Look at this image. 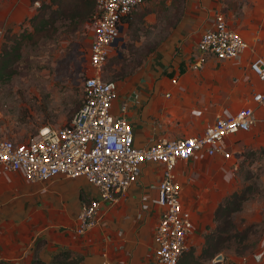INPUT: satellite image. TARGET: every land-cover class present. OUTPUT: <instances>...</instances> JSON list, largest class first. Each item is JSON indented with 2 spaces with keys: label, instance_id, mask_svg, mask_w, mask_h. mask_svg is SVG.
Masks as SVG:
<instances>
[{
  "label": "crops",
  "instance_id": "obj_1",
  "mask_svg": "<svg viewBox=\"0 0 264 264\" xmlns=\"http://www.w3.org/2000/svg\"><path fill=\"white\" fill-rule=\"evenodd\" d=\"M33 3L0 0V39L6 28L32 15ZM172 3L165 0V6L152 7L149 13L144 2L127 18L143 23L142 27L148 24L152 36L159 38L143 64L116 81L111 112L129 121L133 144L147 147L159 139L199 136L218 117L242 108L252 109L257 120L249 131L227 135L223 152L199 151L176 162L181 203L192 223L187 249L194 247L198 254L203 233L214 225L216 208L237 191L235 170L247 152L264 149V111L253 101L254 93H264V81L249 67L252 60L264 59V0H182L177 14ZM218 13L247 44L234 59L219 60L198 48L200 36L213 28ZM121 27L123 32L124 22ZM137 33L142 44L145 29ZM162 176L161 163L144 162L136 182L115 201L100 206L98 224L78 234L77 216L83 204L97 196L85 178L56 176L30 182L21 171L0 166V262L158 264L153 236L163 211L156 202ZM257 252L254 264L259 261ZM220 256L213 261L228 264L230 258Z\"/></svg>",
  "mask_w": 264,
  "mask_h": 264
},
{
  "label": "built area",
  "instance_id": "obj_2",
  "mask_svg": "<svg viewBox=\"0 0 264 264\" xmlns=\"http://www.w3.org/2000/svg\"><path fill=\"white\" fill-rule=\"evenodd\" d=\"M147 0H94L93 37L88 47V64L94 74L83 82L81 106L63 126L44 125L24 142L0 138V166L6 171H21L30 182H42L56 176L83 177L97 191L84 203L78 216L76 232L83 234L99 222L98 211L104 202L115 201L136 182L144 162L163 165L162 179L157 183V204L163 207L153 243L158 264H178L187 250L191 230L190 213L183 209L180 185L174 167L196 152L209 155L223 152V141L229 134L249 131L256 123L250 108H242L228 117H218L202 135L177 140L159 139L147 147L133 144V130L128 120L115 116L111 105L117 83L104 81L102 69L113 43L120 35L121 19ZM34 5H40L35 0ZM247 47L242 36L229 28L218 13L212 29L199 38L198 48L204 55L219 60L234 59ZM250 70L264 81V59L256 58ZM253 101L264 111V93H254ZM264 254V248L258 259ZM102 264H108L103 262Z\"/></svg>",
  "mask_w": 264,
  "mask_h": 264
},
{
  "label": "rangeland",
  "instance_id": "obj_3",
  "mask_svg": "<svg viewBox=\"0 0 264 264\" xmlns=\"http://www.w3.org/2000/svg\"><path fill=\"white\" fill-rule=\"evenodd\" d=\"M163 1L147 0L145 12H153L149 10L152 7H163ZM42 3H50V0H40V5H34L35 10L28 19L6 28L0 39V58L5 51L11 50L13 54L9 53L7 58H14L0 71V138L24 142L44 125L68 124L82 104L85 78L94 74L88 64L93 24L87 18L74 27L70 19L58 18L55 12L58 11L59 0L45 9V17L55 20L53 26L48 27V34L26 37L34 29L33 16L43 10ZM142 25L136 21L125 22L121 43L126 49L110 51L101 73L104 81L122 80L125 73L135 71L143 64L159 38L152 36L148 24ZM143 29L145 41L139 44L137 31ZM118 53L123 55L122 62ZM235 173L237 192L245 191L248 195L241 211L233 214L235 230L240 232L253 225L256 233L245 245H239L236 240L224 242L223 253L230 258L228 264H240L239 260L243 258V264H254L252 256L260 243L257 255L264 248V152L261 149L247 152ZM252 243L256 245H248ZM256 264H264V254Z\"/></svg>",
  "mask_w": 264,
  "mask_h": 264
},
{
  "label": "trees",
  "instance_id": "obj_4",
  "mask_svg": "<svg viewBox=\"0 0 264 264\" xmlns=\"http://www.w3.org/2000/svg\"><path fill=\"white\" fill-rule=\"evenodd\" d=\"M57 1L58 0H50V3H42L43 10L33 16L32 22L34 29L26 34L27 38H31L34 35L39 37L46 36L48 34V27L53 26V21L55 20L45 17V9L50 7L52 4H56ZM181 1L182 0H173L172 6L175 8V14H177V11L180 9ZM161 4L165 6V1ZM57 8L58 11L55 12V14L58 18L64 20H66V18L70 19V21L74 23V27H77L85 22L87 18L92 22V15L95 11V2L94 0H59ZM128 15L122 17L121 23L128 21ZM31 19L32 18L29 20L31 21ZM45 33L46 35H44ZM118 48H122L123 50L126 49V47L122 46H118L115 49ZM9 53L12 55L13 51H5L2 54V57L0 58V71L14 61L13 57L7 58ZM16 55L18 56V54ZM122 56L123 55L121 53H118V58L121 62L123 60ZM133 72L134 70L132 72L125 73L123 78L131 75ZM261 152H264V149H261ZM247 198L248 195L245 191H236L221 201L214 213V226L212 228H207V231L203 233L204 242L201 247V251L197 254L194 247L188 248L180 257L178 264H221V261H213V259L218 255L223 254V250L225 248L224 242L236 240L239 245H245L247 242H250L251 237L256 233L254 226L248 225L242 231L237 232L233 221V214L241 211ZM229 231L230 233H228ZM248 245L254 246L256 243ZM239 253H241V251H239ZM0 264L8 263L0 262ZM31 264L43 263L39 260H35Z\"/></svg>",
  "mask_w": 264,
  "mask_h": 264
},
{
  "label": "water",
  "instance_id": "obj_5",
  "mask_svg": "<svg viewBox=\"0 0 264 264\" xmlns=\"http://www.w3.org/2000/svg\"><path fill=\"white\" fill-rule=\"evenodd\" d=\"M119 32L121 33L122 32V27L120 26V28H119ZM122 36L121 35H119L116 39H115V41H114V43H113V47H118L119 46V44H121L120 46H122L123 47V43H121L122 42ZM221 259V256L219 255L218 257H217V260H220Z\"/></svg>",
  "mask_w": 264,
  "mask_h": 264
}]
</instances>
